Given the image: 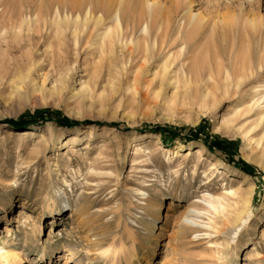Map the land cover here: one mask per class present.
Returning <instances> with one entry per match:
<instances>
[{"label":"rangeland","instance_id":"1","mask_svg":"<svg viewBox=\"0 0 264 264\" xmlns=\"http://www.w3.org/2000/svg\"><path fill=\"white\" fill-rule=\"evenodd\" d=\"M146 2L169 14L181 39L199 29L184 58L203 85L186 92L170 80L177 62L165 80L152 78L179 45L171 33L160 50L151 26L148 58L100 57L96 40L115 13L127 40L139 39ZM82 6L103 24H80L77 46L67 30L58 53L56 9L72 23ZM25 20L30 29H13ZM0 23V264H112L131 245L137 264H264V127L247 133L253 115L239 133L221 125L245 94H262L254 113L264 110V72L228 96L222 84L223 95H201L234 59L258 66L264 0H0ZM205 193L224 194L225 209L207 213Z\"/></svg>","mask_w":264,"mask_h":264},{"label":"bare ground","instance_id":"2","mask_svg":"<svg viewBox=\"0 0 264 264\" xmlns=\"http://www.w3.org/2000/svg\"><path fill=\"white\" fill-rule=\"evenodd\" d=\"M248 1H250V0H248ZM146 3L148 6L147 9H148L149 15H150L149 16L150 25L147 23L144 24V22H143V24L140 23L141 26H139V27H141V28H140L139 39H136L134 41L132 33L135 32L134 31L135 27H132L133 28L132 30H131V28H129L130 31L128 30V32H130L132 34V36L130 37L129 41L127 40V37H128L127 36L128 34L126 33L127 30H124L122 27V21H121L120 13L119 12L115 13V15L113 17L112 25L109 26L108 29L103 31L99 35L98 39L96 40L97 43L95 42L96 44H98L96 46H98L97 49L100 53V57H107L108 56V57L112 58L115 55V52L117 50L120 53H122L123 50H126V53L131 58L134 50H137V53H142V54H144L145 58H148V56L150 54V50H149L150 45L148 44L147 40H148V37L150 36L149 27L151 26V27H153L154 32H155V36H154L155 39H157L158 37L161 38L160 50H162V48H164L163 46H165L167 44V41H169L168 38L170 37L171 33L173 34V36H172L173 40L170 43V46H175L176 44L179 45V50L177 52V55L175 57L174 56L172 57L173 61H170L171 56H169V58L166 59L164 64L161 65V67L158 70L154 71L152 78L155 79L156 77H158L161 79V81L165 80L166 76H168V74L170 72L169 70H170L171 66L177 62L176 67H174L173 70L171 71V72H173V74H172V77L170 78V80H172L176 85H180V83H182L186 92L192 84H194L198 87V84L204 82L205 78L202 76V74L200 72L198 74H195V73H192L190 71V69H192V67H193L194 61H193V63H189V60L184 58V53L187 50L186 44L189 42L191 43V42L196 40L197 36L199 35V33H198L199 29L197 30L195 25L190 26L186 35L183 36L184 39H181V37H179V36H181V31H180L181 29L180 28H179V30H177L174 33L171 32L172 22H171V17L169 16V14H167V13L164 14V13L160 12L159 9L153 10L152 9L153 5H157V3H154V2H151V3L146 2ZM81 5H90V4L88 2V4L84 3ZM77 7L74 6V9ZM82 8H83V6H82ZM87 8H89V7H87ZM76 11H77V9H76ZM84 11H85L84 8L77 11L78 13L76 15L74 14L75 18L74 19L71 18V22L72 21L73 22L70 23L68 16L65 15V17L63 19H61L60 15H59V10L56 9L55 14H54L55 18L50 21V25L55 27L54 33L59 38V44H58V48H57L58 53L63 54V52L65 51L63 49L64 46H63L62 42H63V38H65L64 36H65L67 30H69V32H70V29L72 30V37L75 40L74 44H75V46H77L80 33L83 31L84 27H86L90 21H94V26H96V27H98L100 24H103V21H104L102 19L103 17L98 16L97 18H95L94 16H91V8H89L88 10L86 9L84 18L82 19V16H83L82 14H84ZM73 13H76V12L74 10H72L71 14H73ZM74 15L72 17H74ZM40 20L42 21L43 19H41V13H38L34 17V23H36V25L39 26ZM82 20H83V23H82ZM43 22H44V20H43ZM80 24H82V26H80V27H82V31L79 28ZM17 25L14 26L13 29L17 30L18 32H20L22 30V28H24L25 26H26L27 30L31 28L30 22L26 21V20L21 21ZM3 26H5V25H3ZM3 26L0 25V31L4 28ZM153 46L155 47L154 44H153ZM154 47H153V49H154ZM239 56H240V54H239ZM58 57L60 58V54H58ZM246 57L247 56H244L241 58L239 57L238 58L239 60L237 59V61H236V59H234L235 62L233 60L234 63H233V66H232L233 69L231 72H229L227 69L225 70V69L221 68L222 67L221 66L217 69L218 71H217V75H216L215 79L213 78L214 74L212 77V72L209 74V76H207L208 78L205 80V82L206 83L211 82L212 88L215 89V91L214 92L210 91L208 86L207 87L205 86L206 87L205 90H203V92L201 93L202 102H205L208 97H210V99H211V97L216 98V97H218L217 96L218 94H220V95L224 94V96H228L229 94H231L230 89L238 90V89L242 88L243 85L251 83L253 80L252 77L254 76V73L256 75V74H260V72H262V73L264 72L263 71L264 54L262 55L261 60L258 62V66L257 65L255 66L253 64V62H251L250 58H246ZM193 59H195V58H193ZM256 67L258 68V70ZM176 68H177V70H175ZM212 70H214V69H212ZM26 78H27V75L25 76L24 79H26ZM43 84L44 83H42V85ZM221 84H222L223 94L219 88ZM202 85H203V83H202ZM257 92H259V91L255 90V93H257ZM196 94H197L196 96H199L198 91H196ZM259 95H260L259 98L256 100H255V98H256L255 96L249 98V96H246V94L243 95L242 100H240L239 104L233 108H230L229 115L225 119L224 118L222 119L221 125L223 126L222 127L223 130L227 131V132H229V130H235L236 133H239L241 131V128H239L238 126L240 125V123L242 124L249 117H252L251 115L255 116V118L249 124V126H251V130H249V132H247L248 134L251 131H254L255 129H257L259 127H264V110L263 111L257 110L256 113H254V109L257 108V105L259 104L260 100L263 98L262 94H259ZM192 98H193V96H192ZM208 103H209V101H208ZM236 126L238 127L237 129H236ZM246 134L243 135V137H247ZM250 140L251 139H248V138L246 139V141H248V142ZM259 141L260 140H256V144H258ZM158 149H161V147ZM183 149H184L183 145H178L176 147V152H180ZM166 151H168V150H166ZM195 154L200 156L201 155V149L196 150ZM187 155H190V153H188ZM247 178L248 177L245 176V179H247ZM136 193L138 194V196H141V197L144 195L139 190H137ZM202 198H203V201L205 202L204 206H205V208H207L206 209L207 213L212 211L215 215H217V214H219V209L220 210L225 209L226 197L224 196V194L215 195V194L205 193L202 196ZM48 206L53 210L54 209H56L57 211L59 210L58 204L55 201L51 200V202ZM68 207H70V204L69 203L65 204V208H68ZM187 213L201 215L200 211H198L196 209L188 210ZM186 217L188 218V216H186ZM193 223L194 222H192V224ZM205 226L207 228H213L211 226H207V225H205ZM1 258H4V257L0 256V259ZM137 263H139V259H138L137 252H136L135 248L133 247V245H131L130 249H124L123 252L120 254V257L115 259L112 262V264H137Z\"/></svg>","mask_w":264,"mask_h":264},{"label":"trees","instance_id":"3","mask_svg":"<svg viewBox=\"0 0 264 264\" xmlns=\"http://www.w3.org/2000/svg\"><path fill=\"white\" fill-rule=\"evenodd\" d=\"M47 112H49V111H47ZM38 117H41V119H43L42 118V114L38 115ZM61 123L65 124L64 126L70 125V124H74V125H78L79 124L78 122L71 121V120H69L67 118H64L63 120H61ZM155 129H156V131H159L158 127H156ZM242 169L244 170L245 173L249 174V172L246 170V167H242Z\"/></svg>","mask_w":264,"mask_h":264}]
</instances>
